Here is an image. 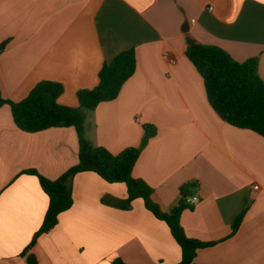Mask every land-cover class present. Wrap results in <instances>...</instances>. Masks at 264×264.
Segmentation results:
<instances>
[{"label": "crops", "instance_id": "1", "mask_svg": "<svg viewBox=\"0 0 264 264\" xmlns=\"http://www.w3.org/2000/svg\"><path fill=\"white\" fill-rule=\"evenodd\" d=\"M188 37L237 62L258 58L264 81V0H0V45L7 42L0 95L18 102L54 81L64 87L58 103L76 108L103 65L134 48L135 74L115 100L86 112L84 137L118 154L139 146L143 126L154 125L133 177L153 189L163 213L185 195L200 197L195 206L185 201L180 217L187 237L214 243L197 251L195 264H264V138L215 113L186 56ZM78 151L74 128L27 133L8 105L0 107V264H178L181 248L168 225L142 199L117 207L125 184L94 172L70 180L72 207L27 250L49 197L23 172L55 180L78 163Z\"/></svg>", "mask_w": 264, "mask_h": 264}, {"label": "trees", "instance_id": "2", "mask_svg": "<svg viewBox=\"0 0 264 264\" xmlns=\"http://www.w3.org/2000/svg\"><path fill=\"white\" fill-rule=\"evenodd\" d=\"M6 45L7 42L0 45V54ZM186 56L203 79L207 100L215 113L229 125L252 130L264 138V81L259 73L258 58L237 62L225 50L198 42L188 46ZM136 65L134 48L121 52L111 62L105 63L99 71L97 86L78 92L79 106L76 108L58 103L64 87L54 81L39 82L26 98L18 102L0 95V107H10L13 120L20 130L36 133L51 128L72 127L78 138V163L57 179L45 178L36 170L23 172L36 176L49 197L42 226L27 250L38 235L53 229L58 224L59 216L72 207L73 198L68 183L76 174L84 172H94L110 184H125L127 198L118 201L119 208L129 209L134 200L142 199L146 208L168 225L179 244L182 258L178 264H195L197 251L214 244L189 238L185 234L180 222L186 208L185 199L169 213H163L151 199L153 189L143 180L133 177L135 163L150 139L157 134L154 125L143 126L144 136L139 146L128 147L118 154L94 146L84 137L86 112L95 110L101 103L115 100L124 84L135 74ZM187 191V187L181 188L183 195ZM244 215L240 214L234 219L231 235L239 230ZM113 264L126 263L115 259Z\"/></svg>", "mask_w": 264, "mask_h": 264}, {"label": "built area", "instance_id": "3", "mask_svg": "<svg viewBox=\"0 0 264 264\" xmlns=\"http://www.w3.org/2000/svg\"><path fill=\"white\" fill-rule=\"evenodd\" d=\"M165 59L167 60H170V55L168 53H165L164 56H163ZM255 189H258L259 187L258 186H255L254 187ZM186 200V203L189 205V206H195L199 203L200 201V197L198 195H193V196H187L185 198Z\"/></svg>", "mask_w": 264, "mask_h": 264}, {"label": "water", "instance_id": "4", "mask_svg": "<svg viewBox=\"0 0 264 264\" xmlns=\"http://www.w3.org/2000/svg\"><path fill=\"white\" fill-rule=\"evenodd\" d=\"M187 42H188L189 45H193L195 43V41L193 39H191L190 37L187 38ZM184 197L186 198L187 195H185Z\"/></svg>", "mask_w": 264, "mask_h": 264}]
</instances>
